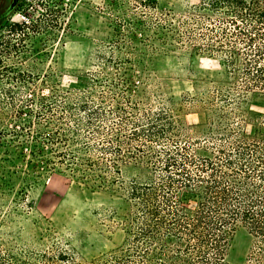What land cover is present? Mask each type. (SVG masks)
Wrapping results in <instances>:
<instances>
[{"label":"rangeland","instance_id":"1","mask_svg":"<svg viewBox=\"0 0 264 264\" xmlns=\"http://www.w3.org/2000/svg\"><path fill=\"white\" fill-rule=\"evenodd\" d=\"M208 2L0 0L3 252L42 264L39 255L55 248L54 254L81 262L126 248L123 188L144 181V166L119 164L114 187L83 182L69 170L85 168L88 152L98 160L94 148L110 136L101 132L92 139V127L109 130L126 122V131L118 133L131 136L136 130L131 124L138 122L145 134L132 140V147L146 144L160 151L186 144L204 155L212 141L221 142L218 126L235 128L242 119L255 125L264 118V97L246 93L240 70L233 74L227 66L217 35L216 21L223 16L211 12ZM208 17L215 20L214 33L206 29ZM83 102L102 110L106 119L88 125ZM160 113L173 124L164 135L170 144L147 132L144 115L161 126L166 122H155ZM252 242L237 226L226 262L246 264Z\"/></svg>","mask_w":264,"mask_h":264},{"label":"trees","instance_id":"2","mask_svg":"<svg viewBox=\"0 0 264 264\" xmlns=\"http://www.w3.org/2000/svg\"><path fill=\"white\" fill-rule=\"evenodd\" d=\"M207 6L223 16L216 21L221 25L217 35L228 68L233 74L240 70L246 93L264 97V0H209ZM206 21V29L214 33L215 20L208 17ZM80 110L89 111L87 124L91 127L94 120L106 119L102 110L86 102ZM118 111L125 113V109ZM144 116L150 125L149 138L170 144L172 140L164 137L173 129L169 115H156L155 122H166L161 126L151 125ZM131 125L136 129L131 136L118 133L126 131V122L109 130L92 127V139L103 135L101 132L110 135L100 146H92L101 156L95 160L88 152L85 168L69 170L83 182L110 188L119 183V164L133 161L144 166V181L135 179L123 188L125 225L130 234L126 248L91 262L59 251L54 254L55 248L39 255L42 264H228L231 236L239 225L253 239L246 264H264V118L255 125L242 119L235 128L228 123L224 128L218 126L217 131L224 132L221 142L212 141L204 155L186 144L160 151H152L146 144L132 147L130 142L137 141L145 130L138 122ZM70 161L78 163L74 156ZM0 264L31 263L25 256L14 257L0 249Z\"/></svg>","mask_w":264,"mask_h":264}]
</instances>
